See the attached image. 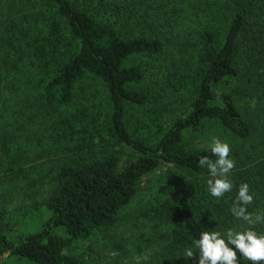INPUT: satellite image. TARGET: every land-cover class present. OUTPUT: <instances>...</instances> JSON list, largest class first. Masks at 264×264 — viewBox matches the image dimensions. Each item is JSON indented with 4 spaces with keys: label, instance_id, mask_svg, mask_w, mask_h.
Masks as SVG:
<instances>
[{
    "label": "trees",
    "instance_id": "16d2710c",
    "mask_svg": "<svg viewBox=\"0 0 264 264\" xmlns=\"http://www.w3.org/2000/svg\"><path fill=\"white\" fill-rule=\"evenodd\" d=\"M242 183L264 214V0H0V264H196L202 231L264 232Z\"/></svg>",
    "mask_w": 264,
    "mask_h": 264
},
{
    "label": "clouds",
    "instance_id": "9594fccd",
    "mask_svg": "<svg viewBox=\"0 0 264 264\" xmlns=\"http://www.w3.org/2000/svg\"><path fill=\"white\" fill-rule=\"evenodd\" d=\"M210 150L216 159L213 160L207 155L201 156L198 166L208 171L209 195L219 199L233 190L230 174L236 164L230 156L231 147L226 141L214 138ZM253 200L254 195L249 184H240L233 205L229 209L231 215L248 225L264 222V214L253 215L248 211V206ZM194 247L198 249L196 264H240L238 254L250 264L264 262V232H258L254 227L244 230L230 228L226 232L205 230L195 240ZM183 255L193 258L195 254L192 247H187Z\"/></svg>",
    "mask_w": 264,
    "mask_h": 264
},
{
    "label": "rangeland",
    "instance_id": "374dc122",
    "mask_svg": "<svg viewBox=\"0 0 264 264\" xmlns=\"http://www.w3.org/2000/svg\"><path fill=\"white\" fill-rule=\"evenodd\" d=\"M151 179H153V176H149V177H146L145 179H143V182H142L141 188H140V193H139V195L137 197V200H135L131 205H129L125 209V211L122 213L121 218H120V222L117 224L116 234L114 236H116V237H126L129 234H131V232L133 231L132 224L130 222H126L125 216L127 214L129 215V211L136 204L142 203V202L147 200V198H145L146 195H144V192H145V187L148 185V183L151 182ZM28 204H29V202L25 203V206H27ZM16 206H19L18 205V200L14 199L13 200V204L9 205V207L8 206L7 207H8V210H13V208L16 207ZM260 208H261L260 211L264 209V204L262 202L260 203ZM101 243H102V241H101ZM83 247H84L83 245H77L74 248H72V251L85 252ZM97 247H98L97 243H94V244L90 245V248L92 250H95ZM102 254H103V256L104 255L107 256L108 259L114 257L113 253H108L107 251H103ZM130 257H132V255ZM145 258H147V253L144 254V255H134L131 259L133 260V263H137V262L141 261V259L143 260Z\"/></svg>",
    "mask_w": 264,
    "mask_h": 264
}]
</instances>
